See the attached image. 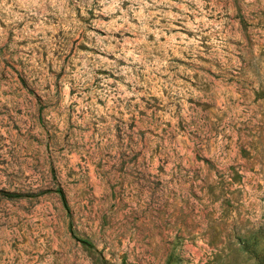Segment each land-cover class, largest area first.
Listing matches in <instances>:
<instances>
[{"label": "rangeland", "instance_id": "rangeland-1", "mask_svg": "<svg viewBox=\"0 0 264 264\" xmlns=\"http://www.w3.org/2000/svg\"><path fill=\"white\" fill-rule=\"evenodd\" d=\"M0 264H264V0H0Z\"/></svg>", "mask_w": 264, "mask_h": 264}, {"label": "crops", "instance_id": "crops-1", "mask_svg": "<svg viewBox=\"0 0 264 264\" xmlns=\"http://www.w3.org/2000/svg\"><path fill=\"white\" fill-rule=\"evenodd\" d=\"M127 248V246H126V244H124V249H126Z\"/></svg>", "mask_w": 264, "mask_h": 264}]
</instances>
